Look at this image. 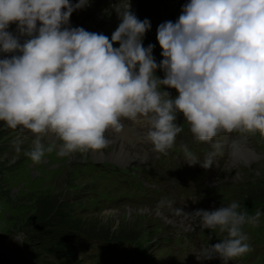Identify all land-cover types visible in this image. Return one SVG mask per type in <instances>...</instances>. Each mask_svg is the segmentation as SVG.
<instances>
[{
	"label": "clouds",
	"instance_id": "clouds-1",
	"mask_svg": "<svg viewBox=\"0 0 264 264\" xmlns=\"http://www.w3.org/2000/svg\"><path fill=\"white\" fill-rule=\"evenodd\" d=\"M88 4L0 0V122L32 134L25 154L33 163L53 150L48 144L62 157L102 150L126 123L167 154L184 130L178 116L194 141L216 147L221 132L264 137V0H187L175 22L157 26L159 63L155 45L143 44L151 22L136 16L131 0L113 7L120 22L110 38L71 26L72 13ZM181 149L189 166L213 165L214 153L201 162ZM240 209L232 201L192 212L202 230L221 237L194 252L197 260L229 264L252 251L245 226L261 213Z\"/></svg>",
	"mask_w": 264,
	"mask_h": 264
},
{
	"label": "rangeland",
	"instance_id": "rangeland-1",
	"mask_svg": "<svg viewBox=\"0 0 264 264\" xmlns=\"http://www.w3.org/2000/svg\"><path fill=\"white\" fill-rule=\"evenodd\" d=\"M124 2L125 0H110L88 22H76L73 12L70 24L72 27L103 33L110 38L120 22L113 7ZM186 2L187 0H131V8L136 16L141 20L147 18L151 22V29L145 34L143 44L145 47L150 43L155 45L153 55L157 63L163 59L162 50L156 40L157 26L168 20L175 22ZM9 31L21 40L25 39L15 24L10 26ZM156 74L160 77L164 75L159 69ZM33 139L30 132L14 131L0 122V246L8 250L11 264H101L107 261V264H131L128 261L130 250L134 264H144L148 259L145 256L147 250L141 253V248H148L150 245L147 244L151 239H159L153 246L157 249L170 247L165 233L167 228L172 231L168 220L173 212L148 204L147 186L152 181L148 179L145 171L153 168L154 155L150 146L153 153L150 152L144 162L133 161L123 166L109 161V145L87 154L77 153L71 157H62L55 146L48 144L53 150L46 152L42 161L37 164L25 154ZM259 153L260 156L255 160L248 156L246 163L251 161L247 165L236 164L230 158L215 180L231 189L233 194L240 192L243 196L244 183L264 174V153ZM102 165L116 170L110 172L106 168L99 169ZM167 166H171L170 161L163 165L157 164L156 168L162 174ZM42 195L57 199L68 206L70 216L86 221L87 226L90 221H98L96 224L104 223L110 225L113 231H119L126 224L129 228H135V233L128 238L120 239L116 236L114 238L117 239H113L99 236L100 234L96 236L91 230L72 231L68 237L72 251L69 257L65 253L36 249L32 242L34 231L28 229L31 222L25 221L29 225L23 228L15 223L20 219L25 220L33 213L34 200ZM232 200H235V196ZM257 201H264V195ZM243 205V210L250 214L252 204L243 201ZM260 213L259 222H263L264 212ZM164 215L167 218H163ZM17 238L23 242H19ZM177 258L180 259L181 255H177ZM242 264L257 263H248L243 259Z\"/></svg>",
	"mask_w": 264,
	"mask_h": 264
},
{
	"label": "trees",
	"instance_id": "trees-1",
	"mask_svg": "<svg viewBox=\"0 0 264 264\" xmlns=\"http://www.w3.org/2000/svg\"><path fill=\"white\" fill-rule=\"evenodd\" d=\"M249 185L250 187L244 191L245 199L256 200L264 195V175L252 180ZM25 221L31 222V224H25ZM85 222L70 216L68 206L66 207L62 202L42 195L34 200L33 213L25 220L20 219L15 224L19 223L21 228L29 225L28 229L34 231L32 242L36 249L50 250L59 254L65 253L66 257L72 253L68 238L72 231L88 232L91 230L96 236L100 234L99 236L113 239L128 238L135 233V228H129L126 224L119 231H113L110 225L96 224L98 221H90L88 226ZM116 236L118 237L114 238ZM11 262L8 250L0 246V264H11Z\"/></svg>",
	"mask_w": 264,
	"mask_h": 264
},
{
	"label": "bare ground",
	"instance_id": "bare-ground-1",
	"mask_svg": "<svg viewBox=\"0 0 264 264\" xmlns=\"http://www.w3.org/2000/svg\"><path fill=\"white\" fill-rule=\"evenodd\" d=\"M89 20L91 19H88L85 22H88ZM142 131L143 129L138 130V126L132 125L124 127L123 131L118 135L109 133L108 135L111 139V143L109 144V146L111 147V151L110 153H108V157L110 158L109 161L115 162L119 165L123 164V166L129 165V163L131 164L133 161L144 162L143 160H145V158H148V156L150 155L151 149L148 147V142H142L139 139V132ZM248 156L253 158L251 160H255L260 156V153H257L252 149L244 148L242 146H236L232 149L228 158L231 157L237 164L247 165L251 161L249 160L246 163ZM94 157H97V155H95ZM101 158L103 157L101 156ZM118 162H120L121 164ZM162 217L167 218L166 215Z\"/></svg>",
	"mask_w": 264,
	"mask_h": 264
}]
</instances>
